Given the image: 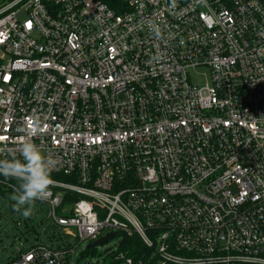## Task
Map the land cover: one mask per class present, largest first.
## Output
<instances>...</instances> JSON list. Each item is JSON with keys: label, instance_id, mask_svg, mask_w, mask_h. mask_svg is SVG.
I'll return each instance as SVG.
<instances>
[{"label": "built area", "instance_id": "1", "mask_svg": "<svg viewBox=\"0 0 264 264\" xmlns=\"http://www.w3.org/2000/svg\"><path fill=\"white\" fill-rule=\"evenodd\" d=\"M33 122L60 177L36 223L72 246L9 264H73L108 233L152 251L122 264H264V0L1 3L0 158Z\"/></svg>", "mask_w": 264, "mask_h": 264}, {"label": "clouds", "instance_id": "2", "mask_svg": "<svg viewBox=\"0 0 264 264\" xmlns=\"http://www.w3.org/2000/svg\"><path fill=\"white\" fill-rule=\"evenodd\" d=\"M159 37V29L152 27ZM39 122H33L28 128V135L23 137L18 146L10 150L6 157L0 158V178L15 180L17 186L13 189L14 211L20 212L25 218L31 215L33 204L43 202L49 195V189L54 184L52 178V160L43 155L31 137L40 131ZM18 131L24 132V129Z\"/></svg>", "mask_w": 264, "mask_h": 264}, {"label": "trees", "instance_id": "3", "mask_svg": "<svg viewBox=\"0 0 264 264\" xmlns=\"http://www.w3.org/2000/svg\"><path fill=\"white\" fill-rule=\"evenodd\" d=\"M52 178H60L52 176ZM17 186V182L14 183ZM0 195H5L9 201L10 212H14L11 204V193L0 189ZM66 200H70L69 196H65ZM30 215L28 218H24L22 224H14L13 227L16 230L17 227H22L23 231L19 232L18 235H14L15 241H18L19 245L14 253L6 258L1 257L0 251V264H9L16 259L17 250L24 251L34 243H40L47 245L53 249L70 248L72 245L68 242L67 237L60 231L58 227L52 224H42L38 222ZM119 238V245L115 252L103 255L104 264H122L121 261H114L113 257L118 253L124 254L126 257L131 258L135 263L141 259L145 261L150 258L151 250L147 249L139 240L138 237H122ZM11 243L10 245H12ZM5 247H1L0 250H4ZM95 249H85L79 253L78 258L74 260L73 264H79L83 258L87 256H95ZM107 261V263L105 262Z\"/></svg>", "mask_w": 264, "mask_h": 264}, {"label": "rangeland", "instance_id": "4", "mask_svg": "<svg viewBox=\"0 0 264 264\" xmlns=\"http://www.w3.org/2000/svg\"><path fill=\"white\" fill-rule=\"evenodd\" d=\"M10 0H0V4L3 2H8ZM194 81L198 84L204 82V78H195ZM12 205L14 201L11 199ZM7 202L3 203V206L6 205ZM32 214L34 213V220L39 221L44 219V210L41 209L39 211L38 205L33 204L32 207ZM6 218H0V249L1 247H5L4 250H1V257L6 258L12 253H14L19 245L18 241H15L14 235H18L19 232L23 231L22 227H17L16 230L13 227V222L22 220L23 216L20 212L14 211L13 213L10 212L9 208H6ZM13 243L12 245H10ZM86 247V244H80L77 247L75 258H78L79 253H81ZM110 249V251L116 250V238L112 239L108 243L104 244L103 246H99L95 248V256H87L80 261L79 264H104L103 255L105 251ZM107 263V261H105Z\"/></svg>", "mask_w": 264, "mask_h": 264}, {"label": "water", "instance_id": "5", "mask_svg": "<svg viewBox=\"0 0 264 264\" xmlns=\"http://www.w3.org/2000/svg\"><path fill=\"white\" fill-rule=\"evenodd\" d=\"M114 238V234L113 233H108L106 235H104L103 237L97 239L96 241L86 245L87 249H95L99 246H103L104 244L108 243L109 241H111Z\"/></svg>", "mask_w": 264, "mask_h": 264}]
</instances>
